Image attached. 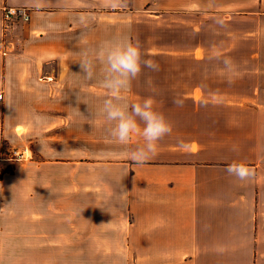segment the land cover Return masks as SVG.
<instances>
[{"label": "crops", "instance_id": "0c3cea01", "mask_svg": "<svg viewBox=\"0 0 264 264\" xmlns=\"http://www.w3.org/2000/svg\"><path fill=\"white\" fill-rule=\"evenodd\" d=\"M4 5L30 19L4 31ZM192 12L245 18L246 43L264 39V0H0V160L32 153L0 179V264H264V116L222 105L226 90L260 96L264 58L231 59L227 70L223 59L189 57ZM164 25L165 43L155 36ZM146 28L145 49L170 57L144 58L158 70L142 67L124 95L151 96L172 130L137 164L129 157L142 136L113 141L98 111L106 90L78 61L121 32L143 44ZM237 161L251 168L247 180L225 171Z\"/></svg>", "mask_w": 264, "mask_h": 264}, {"label": "clouds", "instance_id": "9594fccd", "mask_svg": "<svg viewBox=\"0 0 264 264\" xmlns=\"http://www.w3.org/2000/svg\"><path fill=\"white\" fill-rule=\"evenodd\" d=\"M76 19L83 28L89 27V17L79 16ZM47 27L58 32L61 25L49 23ZM143 57L140 42L121 32L86 47L78 61L82 77L87 81L98 80L100 86L106 90L98 111L104 117L113 141L126 146L133 133L142 136L143 143L129 157L137 164L150 159L157 150L158 141L172 130L163 113L154 109L155 101L151 96L130 104L124 95L130 90L132 81L140 75L142 67L158 70L154 61ZM33 116L38 124H43L47 119L39 113H34ZM225 171L240 181L247 180L253 174L251 168L242 161L229 164Z\"/></svg>", "mask_w": 264, "mask_h": 264}, {"label": "rangeland", "instance_id": "374dc122", "mask_svg": "<svg viewBox=\"0 0 264 264\" xmlns=\"http://www.w3.org/2000/svg\"><path fill=\"white\" fill-rule=\"evenodd\" d=\"M237 20L239 22L232 23L231 18L228 14H224L223 18L221 16L216 17H207L206 19H200L196 16L195 12H192L189 25V37L190 44L192 50L188 53L191 58H219L224 61H228L229 63H225L227 66V70H230V60L231 59H251V58H264V42L263 35H259L255 38V41H250L246 43L245 37V26L246 23L245 18L238 17ZM162 26V25H161ZM235 29V30H234ZM147 33L144 34L146 37L143 40V44H140L141 47H144L142 52L144 53L143 58H165L170 57L168 53L165 51H159V53H155L154 51H148L146 49L149 46V43L152 35L149 34L150 28H146ZM155 36H163L160 41L166 42V26L162 29L159 27L155 31ZM235 42L236 47L232 49V43ZM197 43H203L206 45V48L203 50L195 51L193 46ZM146 48V49H145ZM229 75H224L223 77V85L224 88L229 89ZM245 79V78H244ZM260 96L255 99H249L248 102L246 98H234L231 92L224 91L223 97V106H256L262 110V114L264 116V77L260 78ZM258 82V80L256 81ZM194 103H192V106ZM212 105L208 102H200V106ZM218 105V104H217ZM14 166L15 169V160H0V168H4L6 166ZM14 172V171H13Z\"/></svg>", "mask_w": 264, "mask_h": 264}, {"label": "built area", "instance_id": "2783aa9c", "mask_svg": "<svg viewBox=\"0 0 264 264\" xmlns=\"http://www.w3.org/2000/svg\"><path fill=\"white\" fill-rule=\"evenodd\" d=\"M2 19L4 31L9 30L16 22H26L30 19V12L24 6L4 5L2 7ZM2 92H0V99ZM29 148L15 149L11 152L9 159H23L31 155Z\"/></svg>", "mask_w": 264, "mask_h": 264}, {"label": "trees", "instance_id": "16d2710c", "mask_svg": "<svg viewBox=\"0 0 264 264\" xmlns=\"http://www.w3.org/2000/svg\"><path fill=\"white\" fill-rule=\"evenodd\" d=\"M14 171V166L12 165H8V166H6V167H4V168H0V179L3 177V175L5 174V173H11V172H13Z\"/></svg>", "mask_w": 264, "mask_h": 264}]
</instances>
